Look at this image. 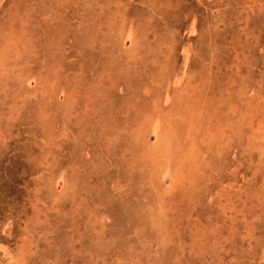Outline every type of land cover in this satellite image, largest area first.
<instances>
[{"label": "rangeland", "instance_id": "374dc122", "mask_svg": "<svg viewBox=\"0 0 264 264\" xmlns=\"http://www.w3.org/2000/svg\"><path fill=\"white\" fill-rule=\"evenodd\" d=\"M0 226L2 264H264V0H0Z\"/></svg>", "mask_w": 264, "mask_h": 264}, {"label": "bare ground", "instance_id": "6f19581e", "mask_svg": "<svg viewBox=\"0 0 264 264\" xmlns=\"http://www.w3.org/2000/svg\"><path fill=\"white\" fill-rule=\"evenodd\" d=\"M22 147V146H21ZM18 153V152H17ZM6 221V220H5ZM2 224V223H1ZM8 224H9V221H8ZM7 225V224H6ZM5 226V225H4ZM1 227V226H0ZM9 227V226H8ZM8 227L6 228V227H4V228H6V229H8ZM10 235V234H9ZM259 235V234H258ZM262 235V234H261ZM244 236V235H243ZM2 238H4V237H2ZM1 239V238H0ZM13 239V238H12ZM1 240H3V239H1ZM17 240V239H16ZM257 240V239H256ZM259 240V239H258ZM5 242V241H4ZM15 244V243H14ZM16 244H17V242H16ZM15 247H17V245L15 246ZM5 249H7V248H5ZM14 249H19V248H14ZM264 249V248H263ZM7 250H9V249H7ZM5 252V251H4ZM262 252V251H261ZM8 253H10V251H8ZM13 253H15V250H14V252ZM3 254V253H2ZM259 256H260V254H259ZM261 257V256H260ZM12 258V257H11ZM15 257H13V259H14ZM19 259V258H18ZM5 262V261H4ZM14 262V261H13ZM0 264H2V263H0ZM16 264H17V262H16Z\"/></svg>", "mask_w": 264, "mask_h": 264}]
</instances>
